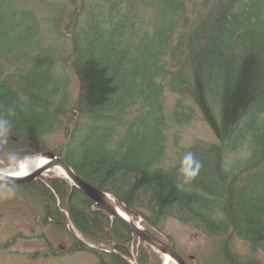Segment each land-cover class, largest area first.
Segmentation results:
<instances>
[{
    "label": "trees",
    "instance_id": "obj_1",
    "mask_svg": "<svg viewBox=\"0 0 264 264\" xmlns=\"http://www.w3.org/2000/svg\"><path fill=\"white\" fill-rule=\"evenodd\" d=\"M9 106V139L24 155L0 165L53 152L160 237L173 218L212 239L215 262L264 264V0H0V113ZM197 112L215 140L177 150L168 164L169 129ZM186 151L203 166L178 190ZM15 191L40 228L0 249L37 238L46 248L32 259L89 252L99 264H162L61 176Z\"/></svg>",
    "mask_w": 264,
    "mask_h": 264
},
{
    "label": "rangeland",
    "instance_id": "obj_2",
    "mask_svg": "<svg viewBox=\"0 0 264 264\" xmlns=\"http://www.w3.org/2000/svg\"><path fill=\"white\" fill-rule=\"evenodd\" d=\"M53 1L56 3V1L58 2L59 0ZM68 9L70 11V5ZM66 14H68V10ZM69 20L70 16L65 19L67 22ZM75 89L76 87L74 85L73 90L75 91ZM176 98V94L168 95L166 99L167 112L174 108ZM62 138V135L56 137L54 143L59 144ZM213 139V131L202 118L201 114H198L189 125L183 128H170L168 134L167 163L169 164L172 161L177 150L189 147L196 141H210ZM176 140L178 141L177 145L175 144ZM13 168L8 169L7 166L0 165L1 170H14L15 168ZM53 173L55 174V172ZM0 204V245L7 241H12L14 236L18 233H22L27 237L38 234L40 226L37 224L35 218L29 217V215H33L36 210L31 205L29 206L30 209L26 208V205L21 202L18 191H16V195L13 199H0ZM163 235L173 238L177 251L189 264H220L214 261L218 258V255L210 246L212 239L192 226L171 218L165 222ZM53 241L56 245H59L57 239ZM45 244L43 240L37 238H19L7 250H0V264H97L96 259L88 253H77L59 259L48 258L36 260L29 259L25 254H22L29 252L33 253L36 250L43 249L46 247ZM235 245L242 255L246 256L249 253V248L246 247L242 241L236 240ZM256 256L264 259L261 254ZM192 257L193 259H190ZM161 259L163 262L162 264H164V257L161 256Z\"/></svg>",
    "mask_w": 264,
    "mask_h": 264
},
{
    "label": "clouds",
    "instance_id": "obj_3",
    "mask_svg": "<svg viewBox=\"0 0 264 264\" xmlns=\"http://www.w3.org/2000/svg\"><path fill=\"white\" fill-rule=\"evenodd\" d=\"M14 116L15 109L11 106L0 113V159H4L6 163L23 158L24 155L15 148L9 139L13 136ZM202 166V162L193 152L186 151L179 160L176 188L184 190L186 185H190L199 175ZM15 195V178L7 173L0 175V199H13Z\"/></svg>",
    "mask_w": 264,
    "mask_h": 264
},
{
    "label": "water",
    "instance_id": "obj_4",
    "mask_svg": "<svg viewBox=\"0 0 264 264\" xmlns=\"http://www.w3.org/2000/svg\"><path fill=\"white\" fill-rule=\"evenodd\" d=\"M54 159L50 164L46 165L45 167H42L37 173L29 175L27 177L23 178H15V184L16 183H22L31 179L36 178L38 175L43 173L44 171L50 169V167L55 166L56 164H60L63 166L72 180L73 184L77 186L82 192H84L86 195H88L91 199H93L99 206L106 209L108 212L111 213V215L118 220L124 227H126L132 234L137 236L139 239L147 243L148 245L152 246L154 249L158 250L159 252L163 254H169L172 258L176 260L178 264H187L185 260L179 255V253L170 245L162 241L160 238H158L156 235H154L152 232L143 229L139 227L137 224L131 221H127L121 216H119L111 207L108 205V203L104 199V192L101 190L95 188L94 186L90 185L83 179H81L74 170L69 167L61 158L51 155ZM5 173L0 171V175H3ZM11 176V175H10Z\"/></svg>",
    "mask_w": 264,
    "mask_h": 264
},
{
    "label": "bare ground",
    "instance_id": "obj_5",
    "mask_svg": "<svg viewBox=\"0 0 264 264\" xmlns=\"http://www.w3.org/2000/svg\"><path fill=\"white\" fill-rule=\"evenodd\" d=\"M50 162H51V158L49 156L39 155V156H35V157L29 158L23 161L20 164V167H18L17 169H14V170H1L0 169V171L3 173H7L8 175H11L12 177L21 178V177H24L31 173L36 172L38 169H40L41 167H43L44 165ZM52 171L59 173L61 175H65V176L67 175V171L60 165L54 167ZM103 197L105 201L108 203V205H110V207H112V209L122 218L128 221L129 220L131 221L133 219L130 213L122 205H120L114 199V197L108 194H104ZM172 262L173 260L169 256H167L165 259V263L170 264Z\"/></svg>",
    "mask_w": 264,
    "mask_h": 264
}]
</instances>
